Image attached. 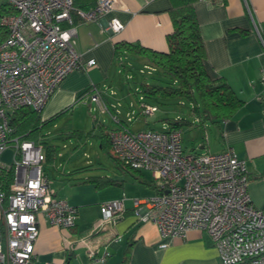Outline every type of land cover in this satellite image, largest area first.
I'll return each instance as SVG.
<instances>
[{
  "label": "built area",
  "instance_id": "2783aa9c",
  "mask_svg": "<svg viewBox=\"0 0 264 264\" xmlns=\"http://www.w3.org/2000/svg\"><path fill=\"white\" fill-rule=\"evenodd\" d=\"M14 10L0 18L6 30L0 42V264H39L36 241L39 215L60 228L76 224L78 208L59 197L45 171L46 152L34 140L14 132L12 113L20 108L41 112L63 80L83 62L76 49L74 12L83 21L104 17L114 0H99L89 10L76 9L74 0H6ZM124 23L112 17L106 29L119 33ZM264 46V37L259 32ZM147 73L156 68L146 65ZM141 72L145 73L144 70ZM264 99V67L262 68ZM110 93L116 94V91ZM102 112L112 114V152L127 166L152 173L157 194L134 199L141 221H152L163 239L186 237L193 229L211 237L221 264H264V208L256 206L248 187L245 159L234 148L221 152H187L182 127L164 130L134 129L133 111L122 121L113 114L94 84L87 96ZM84 100V99H83ZM141 114L153 116L158 106L145 101ZM12 148L10 160L5 152ZM125 198L102 204L97 228L115 222L125 209ZM88 247L90 264H109L108 252ZM166 246L167 244H162Z\"/></svg>",
  "mask_w": 264,
  "mask_h": 264
},
{
  "label": "crops",
  "instance_id": "0c3cea01",
  "mask_svg": "<svg viewBox=\"0 0 264 264\" xmlns=\"http://www.w3.org/2000/svg\"><path fill=\"white\" fill-rule=\"evenodd\" d=\"M171 5V0H114L113 10L98 20L83 21L76 16V49L84 63L93 61V64L72 71L63 80L46 103L43 111L47 107L48 111L45 116L42 114L43 118L67 111L75 101L82 102L84 99L85 103L92 102L87 96L90 87L95 84L103 92V98L113 114L117 113V109L124 121L128 113L134 111L137 119L141 115L142 103L139 101L140 108L136 111L132 108L133 102L126 105L122 101L127 100L129 95L123 92L121 81V93L111 88L115 85L112 81V68L116 63L115 43L124 40L168 51L167 35L173 30L169 12ZM196 12L210 75L224 77L243 100L231 117L218 122L208 121L198 127L206 131H211L212 126L215 128L213 134L218 141L217 148L207 152L217 153L232 147L240 158L246 160L250 196L256 206L264 208V99L261 97L264 46L259 36L260 32L264 37V0H201L196 4ZM112 17L124 23L121 32L112 33L106 29ZM124 54L131 53L126 51ZM135 56L143 60L146 68L147 59ZM111 91H116V94ZM93 103L97 110L104 113L96 102ZM95 120L99 127L104 125L99 124V117ZM111 126H117V123L113 121ZM207 145L208 141H204L201 147ZM46 173L56 194L78 208V218L73 227L60 228L39 215L40 234L35 247L39 264H90L88 247L82 239H87L91 247L97 248L99 255L108 252L109 264H122L126 256L128 264L219 262L217 248L208 233L193 229L184 238L163 239L154 222L140 220L134 199L154 196L158 192L157 188L138 178L140 174L142 179L154 183L149 172H137L130 182L122 177H113L120 182L102 188L94 183L88 184L90 182L85 183L87 185L74 184L72 180L76 176L68 177L65 172L59 176ZM119 198L126 199L124 211L115 222L97 228L102 204ZM164 243L167 245L163 246Z\"/></svg>",
  "mask_w": 264,
  "mask_h": 264
},
{
  "label": "trees",
  "instance_id": "16d2710c",
  "mask_svg": "<svg viewBox=\"0 0 264 264\" xmlns=\"http://www.w3.org/2000/svg\"><path fill=\"white\" fill-rule=\"evenodd\" d=\"M99 0H74L76 9L89 10L96 6ZM201 0H171L169 12L173 20V30L167 35L168 51L154 50L128 41L115 43L116 58L124 52L141 55L147 59V64L156 68L150 75H156V82H141L139 92L148 100L159 101L166 98L186 99L192 106V111L198 119V125L205 122H218L231 117L243 104L229 82L224 77H212L206 65V47L201 25L196 12V4ZM217 1V0H211ZM14 12L7 3L0 6V18L6 13ZM77 12H74L76 18ZM6 30L0 24V42L5 37ZM154 75V76H155ZM149 103H152L149 101ZM154 104V103H152ZM62 112H58L50 118L44 119L42 111L32 108H20L11 115V125L16 135L24 139L34 140L41 144L46 152V161L52 160L57 155V147L48 142L46 137L41 138L43 128L52 123ZM173 127H183L186 124H194L187 119L166 118ZM97 125V121L95 120ZM106 131L89 133L100 138L101 146L108 148L110 154L129 171H136L123 163L112 152L109 133L116 126L102 125ZM70 135H75L74 133ZM69 135V136H70ZM67 138L65 136H62ZM85 168V167H83ZM88 168V167H87ZM138 178L145 184L157 188L153 182L144 180L140 174ZM82 179V178H81ZM85 183H94L102 188L107 185L118 184L117 181L107 176H88L82 179ZM158 189V188H157ZM128 256L122 264H128Z\"/></svg>",
  "mask_w": 264,
  "mask_h": 264
},
{
  "label": "rangeland",
  "instance_id": "374dc122",
  "mask_svg": "<svg viewBox=\"0 0 264 264\" xmlns=\"http://www.w3.org/2000/svg\"><path fill=\"white\" fill-rule=\"evenodd\" d=\"M5 1L0 0V6ZM144 65L143 60L134 54H122L120 58H116V63L112 68V81L115 82L116 86H111V88L121 93V89L119 88L121 81V85L124 88L123 92L129 95L127 100L122 99V101L126 105L127 102H133L132 108L136 111L140 108L139 100L141 93L139 92V88L141 82L147 81L153 83L157 81L156 75L148 74V70ZM141 70H144L145 73L141 72ZM85 101H75L73 106L67 111L62 112L52 123L47 124L43 128L41 138L46 137L49 143L57 147V155L45 163V171L52 173L53 176H59L64 172L67 173L68 177L76 176L72 181L77 185H87L82 179L95 175H107L112 178L122 177L130 182L137 172L134 170H132L133 172L124 170L121 164L117 165V161L110 154L108 148L101 146L100 139L97 136L89 134L93 131L97 133L106 131L100 123L105 126H111L113 124L112 114L109 112L101 113L93 102L85 103ZM152 103L158 106V110L153 116L141 114L132 124L134 129L164 130L171 127L170 123L165 120L166 118H171L172 120L184 118L194 123L186 124L182 127L184 146L187 152L203 153L217 148L218 141L213 134L215 133V128L212 126L211 131L199 128L198 119L192 111L190 102L186 99L166 98ZM47 108L45 111H43L44 109L42 110L44 116L48 111ZM56 113H53V115ZM53 115H50V117ZM95 117H99L100 127L96 125ZM72 133L75 135H70ZM204 141H208V145L202 148L201 146L204 144ZM12 154L13 149H8L4 154V159L10 160ZM149 173L152 176V173ZM88 184L93 185V183ZM85 187L88 188V186ZM94 189L96 190L95 185ZM101 220L102 216L99 222ZM217 264H221V262L219 261Z\"/></svg>",
  "mask_w": 264,
  "mask_h": 264
}]
</instances>
